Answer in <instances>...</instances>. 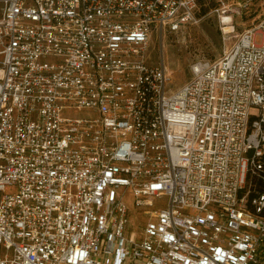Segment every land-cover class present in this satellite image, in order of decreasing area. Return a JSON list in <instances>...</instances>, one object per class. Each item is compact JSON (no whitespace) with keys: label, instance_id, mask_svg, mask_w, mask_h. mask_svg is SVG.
Here are the masks:
<instances>
[{"label":"built area","instance_id":"obj_1","mask_svg":"<svg viewBox=\"0 0 264 264\" xmlns=\"http://www.w3.org/2000/svg\"><path fill=\"white\" fill-rule=\"evenodd\" d=\"M199 2L2 0L0 264H264V19L175 91L148 60Z\"/></svg>","mask_w":264,"mask_h":264},{"label":"rangeland","instance_id":"obj_2","mask_svg":"<svg viewBox=\"0 0 264 264\" xmlns=\"http://www.w3.org/2000/svg\"><path fill=\"white\" fill-rule=\"evenodd\" d=\"M241 2L243 7L239 17L233 20L234 29L224 32L221 29L219 18L214 13L216 3L212 0H200L197 13V22L186 26L177 32L153 33L148 44V60L151 65L163 67L167 79V88L175 91L191 80L190 66L199 59L215 60L229 50L238 35L264 19V8L261 0H226V3ZM2 0H0V16ZM13 193L14 189H8ZM123 190H119V193ZM123 200L130 211L131 223L135 230H139V221L144 216L137 214L133 205L134 198L131 191L123 192ZM154 207L165 204L164 198L154 199Z\"/></svg>","mask_w":264,"mask_h":264},{"label":"bare ground","instance_id":"obj_3","mask_svg":"<svg viewBox=\"0 0 264 264\" xmlns=\"http://www.w3.org/2000/svg\"><path fill=\"white\" fill-rule=\"evenodd\" d=\"M224 19H223V22H225V23H228L229 22V19L230 18H227V17H223ZM224 29V32H229L230 31V27H224L223 28Z\"/></svg>","mask_w":264,"mask_h":264}]
</instances>
